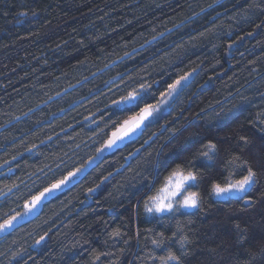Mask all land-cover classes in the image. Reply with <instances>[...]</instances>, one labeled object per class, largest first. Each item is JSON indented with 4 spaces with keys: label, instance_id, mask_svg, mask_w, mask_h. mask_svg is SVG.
Instances as JSON below:
<instances>
[{
    "label": "trees",
    "instance_id": "trees-1",
    "mask_svg": "<svg viewBox=\"0 0 264 264\" xmlns=\"http://www.w3.org/2000/svg\"><path fill=\"white\" fill-rule=\"evenodd\" d=\"M194 13L200 16L197 18ZM189 17H192L190 23ZM182 21L185 22L182 30L174 28ZM168 29L172 32L165 40L145 45V50L136 57V61L141 57L147 61V70L167 69L168 62L175 61L173 67L177 71L201 65L204 71L197 77L199 83L213 72L220 74L212 89H192L198 94L203 91L202 99L210 102L216 99L224 102L229 92L235 94L237 89L245 96L264 92V3L261 0H224L223 7H216L215 0H0V144L5 146L0 148V165L10 161L15 169L13 174L6 171L9 165L0 168V173H5L0 176V188L20 184L21 192L17 196H27L24 184L32 186L29 176L38 175L37 169L51 165L56 156L67 152L72 157L70 166H78L82 160L94 156L95 148L106 137H94L92 129L96 126L89 127L85 117L98 108L104 109L109 102L111 93L104 82L123 72L126 66L136 69L132 72L135 76L140 64L132 60L122 64L119 57L133 49L139 52L146 40L160 32L167 33ZM229 31L234 33L233 39H244L235 57L225 62L228 43L225 33ZM238 100L237 96L232 103ZM249 115L254 117L255 109L245 112L238 123L219 134L232 136ZM244 134L252 140L243 150L244 155L255 166L264 155V144L255 129L247 127ZM49 136L53 137L52 142L47 141ZM41 141L46 145H41ZM76 144L80 145L78 150ZM33 145L42 153L39 158L30 157L26 151ZM120 155L106 152L103 157L108 159L93 164L91 175L82 184L50 204L31 223L21 222L22 227L17 228L7 243L0 242V251L28 248L37 233L42 234L51 226V239L43 256L32 253L35 264H92L94 257L104 252L111 255L101 256L102 264H130L138 250L143 257L152 247L153 237L147 229L163 232L167 238L176 231L179 221L184 234L193 241L187 246L184 264H264V255L260 254L264 248V201L261 200L264 174L255 193L257 203L251 208H244L242 202L235 200L218 202L205 192L196 215L178 216L162 224L150 223L152 218L142 210L138 216L134 210H128L136 189H130L124 197L112 198L108 193L113 188L106 184L99 192L88 194L93 200L100 198L99 207L86 200L88 187H94L109 171L124 163ZM13 156L17 157L15 161ZM123 179L120 175L111 178L113 182ZM36 183L39 185L40 181ZM81 200L86 203L80 204ZM9 208L23 211V199L12 197L7 206L0 208V218ZM236 223L247 229L242 246L234 229ZM117 227L127 233L123 239L128 244L109 238V233ZM137 228L143 234L139 244ZM12 240L16 241L15 245ZM169 246L180 254L178 243L169 241ZM27 264L33 262L28 260ZM136 264L144 262L137 260Z\"/></svg>",
    "mask_w": 264,
    "mask_h": 264
},
{
    "label": "snow or ice",
    "instance_id": "snow-or-ice-1",
    "mask_svg": "<svg viewBox=\"0 0 264 264\" xmlns=\"http://www.w3.org/2000/svg\"><path fill=\"white\" fill-rule=\"evenodd\" d=\"M261 3H264V0H261ZM215 6L223 7L224 0H215ZM256 7H259V4ZM209 8L213 6L210 5ZM205 11L201 9V12ZM193 15L198 18L200 13ZM191 20L192 17H189L188 22ZM184 26L185 22L182 21L179 25H174V28L182 30ZM171 32L172 29H168L167 33L160 32L151 40H146L145 44L140 46L139 52L133 49L131 53L125 52L124 56L119 57L122 64L127 60L139 63L140 71L133 76L132 72L136 69L126 66L123 72L113 76L110 81H105L108 92L111 93L109 102L105 104L104 109L98 108L90 117H85L89 121V127L96 126L92 129L94 137H106L95 148L94 156L82 160L78 166L69 165L72 157L67 152L63 156H56L51 165L45 164L37 169L38 175L33 173L29 176L31 187L23 181L20 182L28 189L27 196H17V193L21 192L20 184L13 183L0 188V208L7 206L12 197H16V200L23 199V211L9 208L0 218V242L7 243L17 228L22 227L21 221L31 223L50 204L82 184L91 175L90 168L96 161L102 163L104 159H108L103 157L105 152L111 156L120 153V159H123L124 163L115 167L114 171H109L94 187L87 188L86 200H92L97 207L100 206V198L93 200L88 194L99 192L106 184L113 188V191L108 193L112 198L124 197L130 189H136L137 194L129 200L128 210H134L137 216L142 210L145 216L152 218L150 223L162 224L165 220H176L178 216L196 215L202 207L205 192L210 193L218 202H242L244 208H251L257 203L255 193L259 191L257 185L260 176L264 174V155L259 157L255 166L245 157L243 150L252 140L244 133L247 127L255 129L264 144V92L245 96L237 89L235 94L229 92L224 102L218 99L210 102L202 99L203 91L198 94L192 89H212L220 74L213 72L203 83H199L197 77L204 71L199 64L187 71H177L173 67L175 61H169L167 69L149 71L145 68L147 61L143 57L136 61L139 53L145 50V45L152 46L157 41L165 40L166 35ZM233 35L231 31L225 33L228 41L224 53L225 62L227 58L235 57L244 39H233ZM251 35L252 33H248V36ZM192 47L196 45L193 44ZM240 55L243 56V53ZM237 96L239 100L232 103ZM226 104H231V107H226ZM252 109H255V116L249 115L246 123L241 124L232 136L219 134L230 128L233 123H238L240 117ZM56 138L59 139V135ZM52 140V136L47 138L48 142ZM93 142L95 143V140ZM41 145H46V142L41 141ZM225 145L228 147H224ZM4 147L0 144V148ZM79 148L80 145L76 144V149ZM26 151L30 157L39 158L42 155L36 145ZM125 151L126 156L123 155ZM19 155L23 157L24 153ZM16 159V156L12 157L13 161ZM4 165H9L6 171L14 174L15 169L11 167L10 161H5ZM4 165H0V168ZM96 166L99 167V164ZM125 173L129 175L125 176ZM3 175L5 173H0V176ZM116 175L123 176V181L113 182L111 178ZM32 176H35V179H32ZM36 181H40L39 185ZM100 195L103 196V193ZM86 200L79 203L85 204ZM261 200L264 201V197H261ZM128 222L131 223V217ZM234 229L242 246L244 238L248 235L247 229L242 228L239 223L234 225ZM146 231L153 237L150 240L152 247L143 257L139 255L138 250L130 264H136L137 260L143 261L144 264H184L187 246L193 241L184 234L179 221L171 237L166 238L163 232L158 233L152 229ZM51 232L52 227L49 226L42 234L37 233L28 248L0 251V258H4L0 259V264H4L5 260L7 264H27L28 260L35 264L36 257L32 253L43 256L51 239ZM125 235L127 233L117 227L109 233V238L121 239L124 244H128V240L123 239ZM142 235L137 228L138 244ZM169 241L179 244V255L169 246ZM84 242L88 243L87 240ZM12 244L15 245L16 241L12 240ZM260 254L264 255V248L260 249ZM110 255L108 252L99 253L94 257L92 264L101 262V256Z\"/></svg>",
    "mask_w": 264,
    "mask_h": 264
},
{
    "label": "water",
    "instance_id": "water-1",
    "mask_svg": "<svg viewBox=\"0 0 264 264\" xmlns=\"http://www.w3.org/2000/svg\"><path fill=\"white\" fill-rule=\"evenodd\" d=\"M106 153V152H105ZM105 153H103V156L105 155ZM99 161V160H98ZM98 161H96L94 164H96Z\"/></svg>",
    "mask_w": 264,
    "mask_h": 264
},
{
    "label": "rangeland",
    "instance_id": "rangeland-1",
    "mask_svg": "<svg viewBox=\"0 0 264 264\" xmlns=\"http://www.w3.org/2000/svg\"><path fill=\"white\" fill-rule=\"evenodd\" d=\"M21 222H23V221H21Z\"/></svg>",
    "mask_w": 264,
    "mask_h": 264
}]
</instances>
